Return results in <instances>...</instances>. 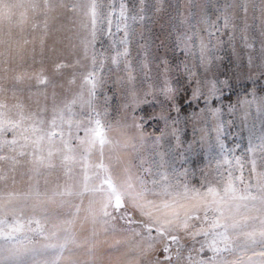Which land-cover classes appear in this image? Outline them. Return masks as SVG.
Instances as JSON below:
<instances>
[{
  "label": "rangeland",
  "instance_id": "374dc122",
  "mask_svg": "<svg viewBox=\"0 0 264 264\" xmlns=\"http://www.w3.org/2000/svg\"><path fill=\"white\" fill-rule=\"evenodd\" d=\"M50 2L56 7L47 16V34L43 14L36 18L35 31L28 28L26 35L35 39L28 45L26 62L9 71L2 70L9 65L0 64V101L9 107L20 103L26 114L38 113L50 120L55 92L59 107L76 99L73 111L79 114L80 97L88 99L84 77L94 71L99 84L93 104L101 112L102 123L112 125L108 136L113 143L105 144L102 152L97 144L87 158L89 166L85 169L78 162L69 175L58 159L55 169L41 168L40 175H34L31 155H19L30 153L31 147L17 145L15 153L0 152L18 161L0 160V205L5 206L0 219L12 223L10 207L17 209L21 222L32 218L31 206L37 199L45 201L42 207L47 209L35 213L47 238L27 227L11 238L0 235V264H197L213 257L212 264H264V246L245 243L243 236L230 250L214 254L207 246L211 235H191L200 222L190 221L196 227L174 231L175 242L168 237L146 241L142 237L147 232L140 223L117 218L104 225L100 217L93 225L89 213L90 208H100L105 195L99 190L105 173L96 167L101 162L113 173L130 165L145 180L147 199L158 204L172 198L165 189L174 196L185 185L202 191V185L222 187L229 171L237 196L246 194L248 184L252 185L248 191L259 195L250 168L255 160L260 171L264 157V0H95L94 40L93 0ZM122 41L127 42V55L113 64L112 57L125 49ZM201 41L207 45L203 59ZM59 63L68 66L57 70ZM25 72L30 79H15ZM38 76L46 83H39ZM165 81L174 90L169 94L172 99L161 92ZM83 111H89L87 104ZM12 136L8 132L0 140ZM127 138L136 145L135 151L123 147ZM17 139L23 143L19 131ZM237 202L248 207L233 208L232 219L246 223L244 231H258L259 219L245 221L244 217L261 215L259 201ZM199 215L203 217V212ZM133 218L144 219L138 212ZM133 228L141 235H135ZM66 235L71 241L60 249ZM152 236H157L155 231ZM149 242L152 249L141 255ZM218 246L224 249L223 243ZM13 248L21 252L13 254L9 251ZM24 248L29 251L23 253Z\"/></svg>",
  "mask_w": 264,
  "mask_h": 264
},
{
  "label": "snow or ice",
  "instance_id": "6c2138e0",
  "mask_svg": "<svg viewBox=\"0 0 264 264\" xmlns=\"http://www.w3.org/2000/svg\"><path fill=\"white\" fill-rule=\"evenodd\" d=\"M56 5H53L50 0H43L42 3L39 0H0V64H7L10 67L2 69L3 71L14 70L11 66L22 65L26 62V58L29 55L28 45L34 42L28 38L26 33L30 27L32 31L38 28L36 18L43 14L45 16L44 29L47 34V16L48 13L53 11ZM59 7H67L66 5H59ZM77 5H72V11H75ZM23 9L22 11H18ZM125 5H121V17H125ZM96 4L95 0L91 4V17L93 25V40L95 39V23H96ZM142 18V17H141ZM225 27L228 26L229 19L225 17ZM5 25L7 26L5 29ZM119 27V26H118ZM127 35V33H126ZM211 35V33H210ZM6 37V38H5ZM41 45L43 46L44 40L41 37ZM121 43L125 44L123 52H117L112 57V63L117 64L119 58L127 55L126 41ZM87 48V43L85 44ZM207 49V45L201 41V58ZM33 52L35 49L33 48ZM79 63V61H77ZM96 63L95 56H93V64ZM127 63V61H125ZM62 63L56 64V69L67 67ZM28 77L27 73H21L16 76L17 81H23ZM39 83H46L45 79L37 77ZM74 82V81H73ZM84 83L89 85L88 88V99L85 101L83 97H80L81 112L77 114L73 111V106L77 104L76 99L65 103L63 107H59L55 102L56 93L53 92V107L52 117L50 120L41 118L38 113L26 114L23 110V105L20 103L14 104L11 107L3 101H0V135L8 132H12V139L0 140V152L7 149L9 152H16V147L19 145L20 148L31 147L30 153L21 151L19 155H31L32 163L34 165L31 170L34 175H40V169H55L57 164L55 161L58 159L60 166L65 169V175H69L73 166L76 163H81L85 169L89 166L87 158L91 154L93 148L100 146L101 152L105 144L111 145L113 142L109 139L108 132L112 130V125H105L101 120V112L97 110L93 104L95 98L96 88L98 87L99 81L96 78L95 72H89L84 77ZM3 89H0L2 92ZM174 90L165 81L164 87L161 92L168 95L169 99L173 97L171 94ZM195 95V93H194ZM87 104L89 111L84 112V105ZM42 111H47L43 109ZM79 116V118H77ZM25 122H30L25 125ZM138 127V126H137ZM19 131L20 140L17 139V132ZM83 135H80V133ZM119 143V142H117ZM124 148H131L133 151L136 150V145L131 143V138H127L123 144ZM46 153V155H45ZM11 159L14 163L16 161L15 156L0 155V160ZM143 163V162H142ZM240 164V161L237 160ZM243 168V165H240ZM98 168L104 170V175L101 178L102 183L100 191L105 193L103 200L101 201L100 208H90L89 213L91 216V222L93 225L97 223L98 218L100 223L108 225L111 221L117 218L125 220L128 224L140 223L143 229L147 232L146 236L142 239L146 241H152L156 238H170L173 242L177 240L176 235L172 233L178 229L189 230L190 228L196 227L195 223L190 224V221L200 222V227L196 231L191 232L193 237L203 234L205 237L211 235V242L207 246L213 251L214 254H219L222 250H230L232 244L240 236L245 238V243L256 244L259 242L264 246V157H262L261 170L257 171L256 161H251L250 173L256 175L257 184L259 189V195H254L249 188L251 184L245 186V195L237 196V188L235 187L234 178L232 172H228V179L222 187H213L209 185H202V189H189L187 185L184 186L182 193H176L174 196L168 193L165 189V194L171 196V200H165L161 203H156L154 200H148L145 193L148 191L146 188L145 180L138 174L132 171V167L126 166L123 172L116 171L111 172L108 168L103 165V162L96 165ZM149 171V169H145ZM98 178L99 174H97ZM166 179V177H164ZM29 180L33 179V176L28 177ZM88 177L85 174V180ZM241 179L243 182V178ZM153 183H157L153 181ZM106 186V187H105ZM70 195L71 192L69 191ZM63 195V193H60ZM51 199V198H49ZM259 201L260 208L258 211L261 213L259 217H244V220L248 219H259V230H253L251 232L244 231L247 227L246 223H241L232 219L233 208L239 210L242 206L247 208V204L241 205L237 201ZM45 201L37 199L36 202L31 206L33 217L21 222L20 217L16 216L17 209L10 207L12 216V223H9L5 219H0V235H5L9 238L14 233L21 232L28 228L29 231L37 232L40 236L47 238L45 235L44 227L41 221L35 219L36 212L46 213L47 209L42 207ZM9 205L12 204L10 200ZM254 206V205H253ZM4 205H0V211H3ZM131 209V213L129 211ZM23 208L20 212L23 213ZM79 211V208L77 209ZM209 211L213 213V216L209 218ZM139 213L140 217L144 218L139 221L133 218L135 213ZM203 212V217L199 215ZM85 219H88L86 217ZM231 219V223L229 220ZM35 223L37 227L33 229L31 225ZM45 223H47V217H45ZM67 225H71L73 221H65ZM207 224V228L203 225ZM54 228H58V225H53ZM114 227V225H113ZM220 231H217V230ZM229 229L233 230V234H229ZM7 230V231H5ZM68 232V228L63 229ZM211 230V231H210ZM135 235H141L135 228L131 229ZM153 231L156 232L157 236H152ZM56 235L55 232L51 233ZM65 243L59 245L60 249H63L67 243L71 241L70 236H65ZM223 243L224 249H221L218 244ZM48 247H56L50 245ZM153 244L148 243L145 249H142L141 255H146L148 250L152 249ZM204 244H201V250H203ZM13 254L21 252L19 249H10ZM23 253H27L29 249L24 248ZM91 251V250H90ZM164 251L167 252L168 248L165 247ZM264 256V252L261 253ZM211 258L208 261L201 260L197 264H212ZM47 264V262H45ZM54 264V262H53ZM158 264V262H157Z\"/></svg>",
  "mask_w": 264,
  "mask_h": 264
}]
</instances>
